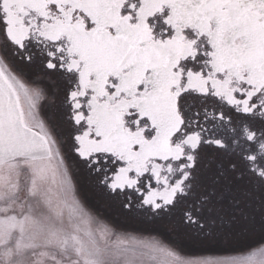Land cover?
Segmentation results:
<instances>
[{
	"label": "snow or ice",
	"instance_id": "obj_1",
	"mask_svg": "<svg viewBox=\"0 0 264 264\" xmlns=\"http://www.w3.org/2000/svg\"><path fill=\"white\" fill-rule=\"evenodd\" d=\"M0 264H264V0H0Z\"/></svg>",
	"mask_w": 264,
	"mask_h": 264
},
{
	"label": "rangeland",
	"instance_id": "obj_2",
	"mask_svg": "<svg viewBox=\"0 0 264 264\" xmlns=\"http://www.w3.org/2000/svg\"><path fill=\"white\" fill-rule=\"evenodd\" d=\"M144 236H147L148 234L147 233H145V234H143Z\"/></svg>",
	"mask_w": 264,
	"mask_h": 264
}]
</instances>
